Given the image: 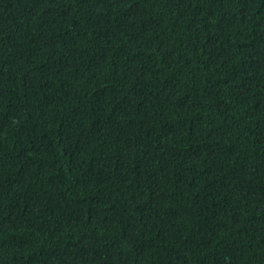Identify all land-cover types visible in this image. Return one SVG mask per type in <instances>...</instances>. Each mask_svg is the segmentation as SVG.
<instances>
[{"label": "trees", "instance_id": "obj_1", "mask_svg": "<svg viewBox=\"0 0 264 264\" xmlns=\"http://www.w3.org/2000/svg\"><path fill=\"white\" fill-rule=\"evenodd\" d=\"M0 264H264V0H0Z\"/></svg>", "mask_w": 264, "mask_h": 264}]
</instances>
